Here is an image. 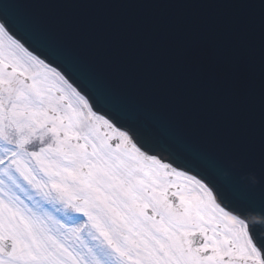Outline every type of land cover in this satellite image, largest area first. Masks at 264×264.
<instances>
[{"label": "snow or ice", "instance_id": "obj_1", "mask_svg": "<svg viewBox=\"0 0 264 264\" xmlns=\"http://www.w3.org/2000/svg\"><path fill=\"white\" fill-rule=\"evenodd\" d=\"M260 16L264 39V3ZM184 60L254 91L239 55L201 44ZM260 93L264 111V48ZM165 108L157 118L26 2L0 0V264H264V183L242 185L241 161Z\"/></svg>", "mask_w": 264, "mask_h": 264}, {"label": "water", "instance_id": "obj_2", "mask_svg": "<svg viewBox=\"0 0 264 264\" xmlns=\"http://www.w3.org/2000/svg\"><path fill=\"white\" fill-rule=\"evenodd\" d=\"M22 2L70 42L80 45L118 87L138 96L142 107L154 116L165 117V106H171L192 131L225 156L240 160L235 175L242 185L253 180L257 187L264 183L260 166L264 147L260 93L264 39L262 24L255 29L247 22L254 17L258 24L261 22L260 4L264 0ZM245 31L254 36L241 35ZM201 44L210 45L227 58L236 54L250 60L256 72L254 91H237L224 71L211 80L194 75L185 64L184 54L188 47ZM225 173L233 175L227 163Z\"/></svg>", "mask_w": 264, "mask_h": 264}]
</instances>
